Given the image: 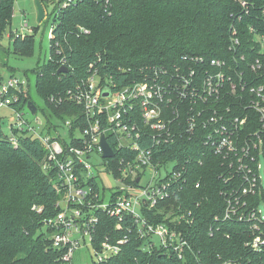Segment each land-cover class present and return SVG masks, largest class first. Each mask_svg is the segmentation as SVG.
Instances as JSON below:
<instances>
[{
	"label": "built area",
	"instance_id": "built-area-1",
	"mask_svg": "<svg viewBox=\"0 0 264 264\" xmlns=\"http://www.w3.org/2000/svg\"><path fill=\"white\" fill-rule=\"evenodd\" d=\"M39 1L44 10L42 20L47 16L46 10H51L49 49L54 48L57 54L61 39L56 29L61 12L88 1L109 10L111 2ZM259 11L264 14V9ZM247 14L249 10H242L240 15ZM13 18L12 0L7 27ZM27 21L22 18L9 37L34 35L37 28ZM76 30L78 34L90 32L83 26ZM248 33L250 48L243 52L238 28L231 26V62L213 57L209 59V69L203 72L187 67L176 68V73L171 74L165 68L150 67L141 80L115 88L90 64L85 79L62 93L48 96L49 103L72 105L80 110L61 119L60 125L52 124V133L41 125L38 117L29 120L22 109L14 106L26 90V80L14 75L0 79V107H10L15 113L9 124V141L15 144L18 136H27L41 143L45 152L41 169L50 175L55 191L63 196L57 202L58 213L47 221L52 228L53 247L63 250L60 264H68L82 243L92 246L96 263L115 256L126 243V234L94 242L98 211L114 218L117 227L129 217L143 240V250L149 252L157 244V248L170 250L183 260L189 243L175 225L151 222L144 214V210L150 211L169 199L186 180L187 161H162L155 155V149L182 136L200 137L204 148L227 163L229 177L225 180L232 179V185L222 193L226 206L221 217L215 219L249 223L252 238L246 244L257 252L264 250V212L258 207L264 191L259 173V160L261 156L264 158V82L259 81L264 79V33L253 25L248 26ZM202 61L201 57L194 58L195 63ZM59 62V66L64 65L63 57ZM105 90L110 92L108 96H102ZM144 129L151 132L149 136ZM101 136L113 150V156H102ZM115 148L121 154L116 156ZM168 165L171 168L167 170ZM142 176L147 177L144 183ZM109 179L117 185H106ZM130 186L137 192L132 193ZM105 188L111 190L108 201Z\"/></svg>",
	"mask_w": 264,
	"mask_h": 264
},
{
	"label": "trees",
	"instance_id": "trees-1",
	"mask_svg": "<svg viewBox=\"0 0 264 264\" xmlns=\"http://www.w3.org/2000/svg\"><path fill=\"white\" fill-rule=\"evenodd\" d=\"M110 1L109 10L88 1L61 12L56 29L60 53L50 48L47 63L36 71L35 91L48 109L49 113L43 112L47 123L80 113L78 107L54 105L47 98L85 79L90 64L99 69L103 79L120 88L141 80L150 67L175 74L176 68L208 70L213 57L231 62V26L238 28L243 52L250 48L248 26L264 33V14L259 11L264 9V0ZM11 4L12 0H0V37L9 25ZM242 10L249 14L241 16ZM80 26L90 32L78 34ZM11 40L20 55L33 53L34 35ZM62 57L67 73L57 72ZM195 57H201L202 63H195ZM28 101L29 90L20 94L14 106L23 109ZM155 150L159 160L187 161L189 171L181 189L144 214L154 223L173 226L178 222L175 229L187 240L189 249L183 260L164 248L143 250V240L129 217L117 227L114 218L98 211L94 242L126 234V243L115 256L95 264H264V250L257 252L246 244L252 238L249 223L215 219L226 206L222 193L232 185V179L225 180L229 177L227 163L204 148L200 137L182 136ZM115 152L117 156L122 151L115 148ZM44 153L38 140L18 136L12 144L0 128V264L61 263L63 251L53 247L52 228L47 223L59 211L60 195L50 175L41 169ZM165 205L172 210L161 213ZM169 211L172 215L165 218ZM173 215L183 218L171 222Z\"/></svg>",
	"mask_w": 264,
	"mask_h": 264
},
{
	"label": "rangeland",
	"instance_id": "rangeland-1",
	"mask_svg": "<svg viewBox=\"0 0 264 264\" xmlns=\"http://www.w3.org/2000/svg\"><path fill=\"white\" fill-rule=\"evenodd\" d=\"M13 9H14V18L11 21V26L6 27L4 32L0 37V73L2 75V79H6L10 75H14L21 80H26V92L29 90V101H31L36 106L35 114H30L28 111L26 104L22 109L23 116L29 120H33L38 117L41 120V125L44 124L47 131L52 133L51 125L57 124L60 125L61 119H51L50 123H47V119L45 118L44 113H49L48 109L45 107L43 100L38 96L35 91V79H36V71L44 66L47 63L49 58V40H48V32L51 27L52 17L49 14L51 10H46L47 16L44 20L40 22L38 25L36 23V15L35 8L33 5V0H13ZM21 13H25L24 16H21ZM22 18L27 19L28 24L36 27L37 32L34 34V43H33V53L30 55H20L19 53L14 51L13 42L9 37V33L11 30L19 27V24ZM48 18V19H47ZM15 113L10 107H0V128L1 132L5 136H9L10 129L9 124L14 118ZM59 131L62 133L63 130L59 128ZM260 176L262 185L264 186V158L261 156L260 160ZM171 168V165L167 166V170ZM147 179L146 176H142L141 182L144 183ZM109 187L116 186V182L113 180H106ZM106 186V187H108ZM132 187V186H130ZM131 190V189H130ZM132 193H136V189L131 190ZM111 195V190L105 188V200L108 201ZM63 196L60 195V200ZM167 205V204H166ZM164 206L161 213H164L163 210H172V206ZM258 207L264 212V201L261 200L258 204ZM159 212V210H158ZM171 212L165 213V218L171 216ZM174 217V215L172 216ZM176 219H171V222H174ZM167 224L166 222H162ZM178 222L174 223L176 225ZM47 236L50 237V233H47ZM52 238V234H51ZM157 244H153L152 249H158L156 247ZM58 250H62L58 248ZM63 251V250H62ZM96 256L95 252L88 242L82 243L81 246L73 253V256L68 264H95Z\"/></svg>",
	"mask_w": 264,
	"mask_h": 264
},
{
	"label": "water",
	"instance_id": "water-1",
	"mask_svg": "<svg viewBox=\"0 0 264 264\" xmlns=\"http://www.w3.org/2000/svg\"><path fill=\"white\" fill-rule=\"evenodd\" d=\"M33 5L35 8L36 22L39 23L42 20V18L44 17V10H43L39 0H33ZM57 72L58 73H67L68 67L64 66V65L60 66L57 69ZM109 93H110L109 91L105 90L102 92V96H108ZM26 107H27L28 111L30 112V114H35L36 106L31 101H28L26 103ZM100 145H101V149H102V156L104 158L113 156V150L111 149V147L107 143L104 136H101V138H100Z\"/></svg>",
	"mask_w": 264,
	"mask_h": 264
}]
</instances>
